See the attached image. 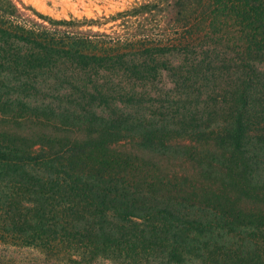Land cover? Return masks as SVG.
<instances>
[{
    "label": "trees",
    "instance_id": "trees-1",
    "mask_svg": "<svg viewBox=\"0 0 264 264\" xmlns=\"http://www.w3.org/2000/svg\"><path fill=\"white\" fill-rule=\"evenodd\" d=\"M0 246L264 264V0L84 19L0 0Z\"/></svg>",
    "mask_w": 264,
    "mask_h": 264
},
{
    "label": "rangeland",
    "instance_id": "rangeland-1",
    "mask_svg": "<svg viewBox=\"0 0 264 264\" xmlns=\"http://www.w3.org/2000/svg\"><path fill=\"white\" fill-rule=\"evenodd\" d=\"M20 3L29 4L34 9L55 18L76 17L80 19L88 17H99L108 15L118 9L128 6L132 0H18ZM29 10V9H28ZM31 11V10H29ZM107 22L100 29L110 30ZM85 25L84 27H87ZM1 247V246H0ZM23 253H18V257L22 260L25 256L28 258L35 256L39 251L31 248H22ZM17 254V253H15ZM41 256H43L41 254ZM26 261V260H23ZM50 264H76L68 260H53ZM81 264H115L107 259H97L90 263Z\"/></svg>",
    "mask_w": 264,
    "mask_h": 264
}]
</instances>
